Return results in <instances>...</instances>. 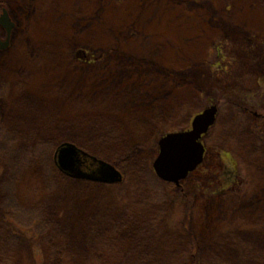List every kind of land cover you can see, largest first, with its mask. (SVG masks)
<instances>
[{"label": "rangeland", "instance_id": "obj_1", "mask_svg": "<svg viewBox=\"0 0 264 264\" xmlns=\"http://www.w3.org/2000/svg\"><path fill=\"white\" fill-rule=\"evenodd\" d=\"M11 8L0 264H264V0ZM216 103L203 163L179 184L162 180L160 138ZM65 141L116 165L122 181L61 172L54 153ZM20 219L45 227L19 240L9 221Z\"/></svg>", "mask_w": 264, "mask_h": 264}, {"label": "water", "instance_id": "obj_2", "mask_svg": "<svg viewBox=\"0 0 264 264\" xmlns=\"http://www.w3.org/2000/svg\"><path fill=\"white\" fill-rule=\"evenodd\" d=\"M217 114L218 105H210L195 115L190 129L169 132L160 138L159 153L153 167L161 179L179 184L203 162L206 148L202 138L215 124ZM54 159L57 167L71 177L104 183L123 179L122 172L116 166L72 142L61 143Z\"/></svg>", "mask_w": 264, "mask_h": 264}, {"label": "flooded vegetation", "instance_id": "obj_3", "mask_svg": "<svg viewBox=\"0 0 264 264\" xmlns=\"http://www.w3.org/2000/svg\"><path fill=\"white\" fill-rule=\"evenodd\" d=\"M18 2L19 0H0V53L8 52L14 45V39L19 23L13 16L11 7L13 6V3ZM83 56H86V54ZM255 114L259 115L260 113L256 112ZM2 133L3 128L0 126V134ZM1 145L2 142L0 141V149L5 151L6 145Z\"/></svg>", "mask_w": 264, "mask_h": 264}, {"label": "trees", "instance_id": "obj_4", "mask_svg": "<svg viewBox=\"0 0 264 264\" xmlns=\"http://www.w3.org/2000/svg\"><path fill=\"white\" fill-rule=\"evenodd\" d=\"M84 54H86V53H84ZM88 54H86V56H87ZM1 135L2 134H0V137H1ZM18 152V151H17ZM16 155V153H13L12 154V156H15ZM18 205V204H17ZM15 203H12V204H7V206H9V209L12 211V212H15L16 214H23V208L21 207V206H17ZM13 226H15V227H17L18 229H20L21 230V232L22 233H19V232H16V231H14V232H16L15 234H14V238H16V239H19V240H23V239H27V240H29L30 238L28 237V235L27 234H25L26 233V231H27V229L26 228H37V229H41V228H44L45 227V225H42V224H40V222L38 223V224H32V223H27L25 220H14V221H9ZM52 238H49V240H51ZM34 240V239H33Z\"/></svg>", "mask_w": 264, "mask_h": 264}]
</instances>
